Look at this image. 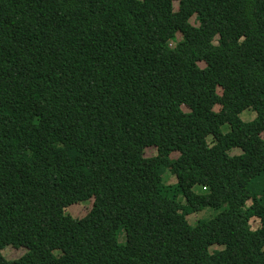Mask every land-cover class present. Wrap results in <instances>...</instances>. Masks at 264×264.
Segmentation results:
<instances>
[{"label": "trees", "instance_id": "16d2710c", "mask_svg": "<svg viewBox=\"0 0 264 264\" xmlns=\"http://www.w3.org/2000/svg\"><path fill=\"white\" fill-rule=\"evenodd\" d=\"M263 134L264 0H0V264H264Z\"/></svg>", "mask_w": 264, "mask_h": 264}, {"label": "rangeland", "instance_id": "374dc122", "mask_svg": "<svg viewBox=\"0 0 264 264\" xmlns=\"http://www.w3.org/2000/svg\"><path fill=\"white\" fill-rule=\"evenodd\" d=\"M175 8H178V2L174 3ZM191 22L193 24H196V20H195V16L191 19ZM178 39L181 38V35L177 36ZM186 110V109H185ZM256 117V112H254L251 109L245 110L242 114H241V118L244 121H251ZM228 127V129H227ZM223 130L228 131L229 130V125H225L222 127ZM264 137V134H263ZM209 140H211V138H209ZM241 150L240 149H233L231 151L232 155H236V154H240ZM156 154L155 149H148L147 150V156H153ZM163 178L164 181H166L167 184H175V182L177 181V179L175 178V176H173L170 173H165L163 174ZM252 190L254 191L256 189V186H252L251 187ZM202 187L200 186H196L194 188L195 192H199L202 191ZM179 201L181 202H185V198L181 195L179 196ZM92 204H93V198H91L90 200L87 201H83L80 203H76L73 204L69 207H67L65 209V213L68 215H71L73 218H82L84 217L92 208ZM248 204H250V202H248ZM220 211L213 208V207H207L205 209H203L202 211L193 213L191 215H189L188 217V221L190 224L195 225L200 221H208L210 219H212L214 216H216ZM251 227L253 229H256L260 226V222L258 219L253 218L250 221ZM119 238V242L125 243L126 241V233L124 232L123 229H121V231L119 232L118 235ZM214 249H219V246H212L211 247V251H213ZM27 249L26 248H15L13 246H7L2 250L3 256L8 259V260H14V259H18L21 256H23L26 253ZM60 251L56 250L55 254H59Z\"/></svg>", "mask_w": 264, "mask_h": 264}]
</instances>
